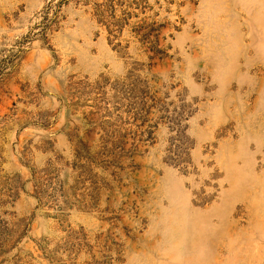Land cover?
<instances>
[{
	"label": "rangeland",
	"instance_id": "obj_1",
	"mask_svg": "<svg viewBox=\"0 0 264 264\" xmlns=\"http://www.w3.org/2000/svg\"><path fill=\"white\" fill-rule=\"evenodd\" d=\"M0 264H264V0H0Z\"/></svg>",
	"mask_w": 264,
	"mask_h": 264
}]
</instances>
